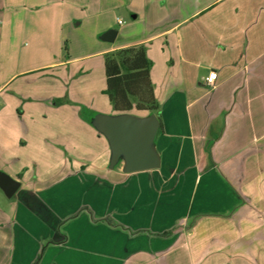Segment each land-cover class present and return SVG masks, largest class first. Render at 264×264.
I'll use <instances>...</instances> for the list:
<instances>
[{"label": "crops", "instance_id": "crops-1", "mask_svg": "<svg viewBox=\"0 0 264 264\" xmlns=\"http://www.w3.org/2000/svg\"><path fill=\"white\" fill-rule=\"evenodd\" d=\"M123 8L133 27L117 44L106 13ZM131 46L152 62L160 166L125 173L92 112L57 100L105 95L87 74ZM0 73V173L19 184L0 186V264H264V0H0ZM109 105L90 110L118 114ZM83 134L103 137L97 155ZM49 149L53 175L8 168Z\"/></svg>", "mask_w": 264, "mask_h": 264}, {"label": "water", "instance_id": "water-1", "mask_svg": "<svg viewBox=\"0 0 264 264\" xmlns=\"http://www.w3.org/2000/svg\"><path fill=\"white\" fill-rule=\"evenodd\" d=\"M117 33V30H109L101 36V39L112 42ZM90 118L92 125L109 143L110 168L120 164L123 172L133 173L156 169L160 166L154 144L161 124L155 114L140 116L133 113L116 115L96 113ZM0 186L7 196L11 197L19 184L0 173Z\"/></svg>", "mask_w": 264, "mask_h": 264}, {"label": "trees", "instance_id": "trees-1", "mask_svg": "<svg viewBox=\"0 0 264 264\" xmlns=\"http://www.w3.org/2000/svg\"><path fill=\"white\" fill-rule=\"evenodd\" d=\"M104 67V94L115 112L155 114L161 123L160 104L150 77L152 62L143 46L125 47L107 53ZM95 114L92 112L90 115Z\"/></svg>", "mask_w": 264, "mask_h": 264}, {"label": "rangeland", "instance_id": "rangeland-1", "mask_svg": "<svg viewBox=\"0 0 264 264\" xmlns=\"http://www.w3.org/2000/svg\"><path fill=\"white\" fill-rule=\"evenodd\" d=\"M116 16H121L123 19V21L125 22L124 25L122 26H118L116 21H115V17ZM106 20L111 23L114 24L118 27V30L120 31V37L117 41V44H121V43H125V41H128L125 35H123L124 32H131L132 31V27H133V19H132V13L129 10H126V8L117 10V11H113V13H106ZM81 32L83 33V35H88V30H85L82 28ZM94 62H96V59H91L90 61H88L89 66L92 64H94ZM102 64V63H101ZM94 67V68H93ZM93 70H91L88 74L87 77H89L90 82L89 85H85L84 89L85 91L89 92H94L97 89H100L102 87H106L105 85V72L102 70V68L100 67V69L97 67V62L95 63V65L93 66ZM0 76H2V73H0ZM61 88H64L63 86H58V89L60 90ZM84 98V97H83ZM77 99V98H75ZM82 102H78V103H83V104H78L76 101L75 102H70L69 100L66 99V97L60 98L57 100V105L58 108H61L63 106L66 105H71L74 106V109L77 110L79 108V110H81L82 112H86L88 111L89 113L93 112L92 109L93 107H99V108H104L105 106L107 108H109V101H108V97H106L105 95L99 94L98 99L96 100H91V101H84L81 100ZM86 105H88L89 107H87ZM105 109V108H104ZM95 112V111H94ZM103 113V112H102ZM61 113H59V117H58V121L57 124L55 125L56 127L60 128V127H64L67 124L69 125V121L68 118L67 120L65 119V117H63L62 115H60ZM140 116H145L148 115L147 113H136ZM53 124V123H52ZM52 127H54V125H52ZM51 127V128H52ZM91 134V133H90ZM82 137H84V140L86 141V145L89 147L90 149V155L91 156H95L97 155V153L99 151H101L102 149V142L101 138H103L102 136H100V140L97 139L98 137L95 135L92 136H86L85 134L82 135ZM103 140V139H102ZM62 149V148H61ZM60 148L58 149V151L60 152L61 150ZM37 151H38V146H37ZM37 151H35V157L38 160L39 157V163L35 164V163H27V164H21V165H17V166H8L9 169H12L13 167H15L14 169H19L22 168V173L25 174V179H27L28 177H37L39 175V177H41V179L47 175L43 176V171L49 169V175H53L56 171L57 168L59 166L56 165V162L59 163L60 161L58 160L57 157H47L48 153H52V149H49L46 154L45 152L41 155L37 154ZM65 153V152H64ZM39 156V157H38ZM69 160V158H67ZM67 161V160H66ZM66 165H64L63 167L65 168ZM121 166L120 164L117 165L116 167ZM102 174H105L107 177L110 178H118L119 174H121L119 172L118 169H104L101 171ZM48 175V176H49ZM12 202V200H11ZM0 205L4 206H8L9 205V199H6L5 195L0 191ZM122 217L125 216L124 213L121 214ZM125 218V217H124ZM183 218H180L176 221L175 226L171 229V233H174L175 231H178L179 228H183L184 225V230L189 229L190 224L192 223V217L190 216L188 219H186L185 224L183 226H181V220ZM109 220V219H106ZM181 253V250L180 252Z\"/></svg>", "mask_w": 264, "mask_h": 264}, {"label": "built area", "instance_id": "built-area-1", "mask_svg": "<svg viewBox=\"0 0 264 264\" xmlns=\"http://www.w3.org/2000/svg\"><path fill=\"white\" fill-rule=\"evenodd\" d=\"M118 23L120 25H122L124 23V21L119 19ZM216 79H217V72L214 70H211L210 73L208 74L207 78H206V84L208 86H214Z\"/></svg>", "mask_w": 264, "mask_h": 264}]
</instances>
